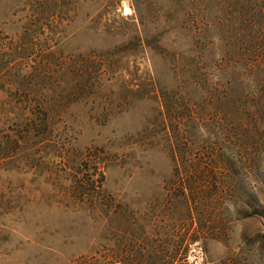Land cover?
I'll return each instance as SVG.
<instances>
[{
  "label": "rangeland",
  "instance_id": "obj_1",
  "mask_svg": "<svg viewBox=\"0 0 264 264\" xmlns=\"http://www.w3.org/2000/svg\"><path fill=\"white\" fill-rule=\"evenodd\" d=\"M46 62L74 90L50 135L15 143L9 68ZM90 150L114 203L185 190L251 215L228 216L229 247L192 244L188 264H218L241 233L264 264V0H0V264H83L102 250L82 193Z\"/></svg>",
  "mask_w": 264,
  "mask_h": 264
},
{
  "label": "trees",
  "instance_id": "obj_2",
  "mask_svg": "<svg viewBox=\"0 0 264 264\" xmlns=\"http://www.w3.org/2000/svg\"><path fill=\"white\" fill-rule=\"evenodd\" d=\"M14 65L9 68L10 101L6 105L13 109L14 118L20 122L24 132L20 138L14 136L12 141L18 143L20 139L25 144H31L56 129V117L62 113L61 106L69 99L74 86L66 71L54 70L51 63H38L27 73L20 70L14 72ZM56 80L60 81V86H50ZM16 99L20 103H16ZM63 151L65 155L68 149ZM82 158L94 165V173L85 182L91 189L82 193L92 202L105 232L102 250L84 259L83 264H188L187 256L192 244L204 254L211 243L229 247L227 239L232 233V223L230 226L228 216L236 214L243 220L251 219L244 208L225 205L222 202L224 194H219L212 206L202 202L197 193L185 190L179 197H170L168 202L142 208H133L129 203H114L101 189L100 181L105 177L103 162L95 161L96 154L91 150ZM227 161L216 158V163L232 169ZM96 173H99V179L93 177ZM207 217L213 218V226H207ZM153 219L156 222L152 223ZM172 220L179 221L180 227L173 226ZM248 244L249 240L241 233L234 250L227 251L226 257L218 264H263L259 241L253 244L255 258L251 261L249 256L252 254L249 253L252 251L249 249V252Z\"/></svg>",
  "mask_w": 264,
  "mask_h": 264
}]
</instances>
